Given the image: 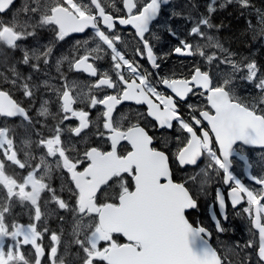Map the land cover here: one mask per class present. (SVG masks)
<instances>
[{"label": "snow or ice", "instance_id": "1", "mask_svg": "<svg viewBox=\"0 0 264 264\" xmlns=\"http://www.w3.org/2000/svg\"><path fill=\"white\" fill-rule=\"evenodd\" d=\"M168 2L121 0L122 9H116L115 0L107 4L103 0H25L6 20L3 17L11 11L15 0H0V43L9 49H21L22 63L29 65L33 73L42 72V65L50 67L55 42L64 41L73 33H85L86 29L93 31L90 40L76 41L71 58L62 56L55 60L62 81L60 86L43 81L44 88L51 89L56 96L59 110L55 116L50 111L49 100L41 101L35 116L31 115L32 108L23 106L3 86L10 84L22 89L23 96L31 101L40 91L32 75H22L15 66L9 69L10 77L0 73V118L19 117L28 134L27 139L20 140L26 149L22 160L15 130L0 126V156H3L0 188L5 190V198L0 200V264H41L46 255L43 238L49 233L48 227L40 223L46 215L41 210L43 193L49 195L50 202L58 209L73 214L72 237L83 253L81 264H231L210 244L212 232L200 223L191 222L186 214L198 206L190 186L197 183L199 176L202 189L211 174L221 177L223 183L230 186L228 195L233 207L246 199L248 207L243 211L258 230L257 264H264V187L259 192L246 187L233 171L235 157L245 162L248 159L237 147L238 142L264 149V72L255 60H237L236 53L202 30L218 31L222 27L211 22L217 6L236 4L241 10H247L253 5L251 0H222L219 4L218 0H209L207 15L200 14L197 18L190 13L185 17L192 25L187 35L207 43L202 46L199 42L181 40L173 51L204 57L206 69L195 66L188 76L154 78L138 60L129 58L118 48L117 45L123 46L124 42L116 27L117 24L132 26L140 45L134 48L135 55L159 69L157 61L162 58L156 55L150 40L158 39L152 32L153 22L160 16L162 5ZM255 12L257 24L248 21L249 27L254 34L264 37V11L256 9ZM39 29H49L53 41L37 48H22L23 42L35 37ZM105 57L111 61V75L95 65ZM65 61L70 70L96 78L87 86V92L64 76L61 68ZM238 80L252 83L258 95L239 96L235 87ZM161 86H166L173 95L159 91ZM93 89H111L114 94L105 92L98 96ZM189 94L204 96L206 106L189 104L191 111L185 117L179 104ZM125 101L146 105V111L121 114L117 120L114 113ZM78 102L86 104L89 110L77 107ZM98 106H102L103 111L93 123L90 111ZM57 116L59 119L51 126L47 137L31 139L32 134L39 135L36 129L39 118L47 122L49 117L56 119ZM70 117L77 118L78 125L62 127ZM148 118L155 123L150 124ZM174 124L186 136L182 146L171 154L172 159L179 166H198V162L206 158V165L199 173L181 182L173 179L169 151L154 147V137L149 134L153 128L172 129ZM90 125L96 128L97 135L106 137L110 147L108 150L88 147L81 156L62 135L67 131L80 136ZM44 127H48L47 123ZM121 142L130 145L131 150L120 149ZM33 143L44 150L43 155L37 157L32 153ZM8 162L26 169L27 174L9 175ZM57 171L67 176L71 185L69 192L74 197L71 204L51 186V178ZM252 179L264 186V175L252 176ZM113 188L115 195L107 196ZM13 198L29 204L32 222L22 224L11 218ZM217 200L222 215L217 217L213 212V220L216 230L225 232L227 229L221 224L228 219L225 196L218 192ZM250 232L255 237L256 233L251 229ZM117 234L126 238V242H121ZM50 239L53 242L47 253L50 264H65L64 258L58 256L61 234L51 232ZM102 241L105 242L103 247ZM254 243L250 238L243 247L252 248ZM25 246L33 249L31 260L25 254Z\"/></svg>", "mask_w": 264, "mask_h": 264}, {"label": "flooded vegetation", "instance_id": "2", "mask_svg": "<svg viewBox=\"0 0 264 264\" xmlns=\"http://www.w3.org/2000/svg\"><path fill=\"white\" fill-rule=\"evenodd\" d=\"M21 0H17L16 3L12 6L11 11L3 17V19H10L13 15L12 12L15 8L18 7ZM183 1V0H180ZM87 2V0H86ZM104 3H110L111 0H103ZM143 2V0H142ZM222 2V0H218V4ZM209 0H188L187 12L183 13L179 16H174L172 13H180L182 9L180 8L181 4L178 0H170L166 6L161 8V14L157 21L153 23L152 32L155 34L158 39H152L150 42L153 44L154 51L159 59L157 62L160 64L159 69H154L150 63L146 59H140L134 53V48L139 47V43L135 37V32L130 28L123 29L121 25L117 24L116 31L121 35L122 40L124 42L123 46L118 44V48H121L122 51H125L126 55L131 59L138 60L139 64L142 66L144 70L153 74V77H164V76H175L177 78L182 76H188L195 66H200L202 69H206V64L204 57L199 55H182L175 53L173 49L175 47L180 46L181 40H188L189 42L196 43L199 42L201 45H205L206 41L200 40L199 38H193L187 35L188 30L190 29L191 22L185 19L190 13L199 18L200 14L207 15V5ZM116 9H122L121 0H115ZM189 6H191L189 8ZM195 6V7H193ZM116 9H110L112 11H116ZM191 10V12H190ZM228 10H232L236 15V19L231 18L227 13ZM220 15V18L216 19L217 15ZM233 20L234 25L235 23H239V6L236 4H229L224 8H219L217 6V11L212 14L211 22L214 25L222 26L217 31L216 29H202L206 31L209 35L214 36L217 40H219L224 47L230 49L231 52L236 53V59L239 60V46L233 48L230 42L225 40L226 36H229L231 33V25H225L226 20ZM171 29V31H169ZM90 31L85 33L86 35L89 34ZM172 32H175L176 35H173ZM82 36H71L66 38L64 41H58L54 45L53 50V59L50 61L49 66H43V71L40 73H33V70L29 65H21L22 63V56L23 52L21 49H9L2 43H0V73L4 75L11 76L9 69L13 66L24 76L32 75L33 81L40 85V91L37 93V96L32 99L31 101L29 98L23 96L22 89L14 88L10 84L3 85L7 90L11 92L13 97L17 99L20 103H22L25 107H31L32 112L31 115L35 116V109L39 108L41 101L49 100L50 103V111L55 116L58 113L59 105L56 101V96L53 94L51 89H46L43 86V81L48 80L51 85L56 87L60 86L61 78L58 76L55 66V60L62 56H68L71 58L75 54V44L76 41H85L90 40L91 38H84L86 35ZM91 35L93 36V31H91ZM45 38H28L27 41L23 42L22 48H26L28 44L34 41V44L38 43V45H47L53 41V38H48V36H44ZM89 47H95V44H89ZM31 49V45L29 47ZM208 51H215V49H208ZM95 65L101 71H108L109 74H112V67L111 61L108 57H105L102 60L96 61ZM224 66H221V70ZM62 73L64 76H67L68 80L75 81L80 88L84 91H88V85H91L95 82L96 78L90 77L87 73L83 72H76L69 69L67 61L64 62L61 68ZM213 71H217V69L213 68ZM127 78V77H126ZM115 79V76H113ZM236 91L239 95V80L237 81ZM159 91L163 92L166 95H173L170 89H167L166 86H161ZM93 92L101 96L105 92L107 94H114L111 89H93ZM75 94V93H74ZM242 97V96H241ZM193 105L195 107H205L206 106V99L204 96L201 95H192L189 94L186 100L181 101L179 106L181 108L182 114L187 117L188 113L191 109L188 108V105ZM77 107H84L85 110H89L86 104H81L78 102ZM103 111L102 106H98L96 109H92L90 111V119L95 123L97 121L99 113ZM145 112L146 107H138L134 103L123 104L117 107L116 112L114 113V118L119 120L121 114H134L135 112ZM40 123L36 124V129L39 135L32 134L31 139L33 141L38 140L41 136L47 137L50 131L45 130L47 127H44L45 123L55 124L59 117L57 116L56 119L49 117L47 122L44 118H39ZM149 123H154L152 120L148 118ZM78 119L75 117H70L69 120L65 121L62 127L69 128V127H76L78 125ZM0 126H7L15 130L17 135V149L20 151L21 155L20 158L23 160V152L26 150L24 146L20 143V140L27 139L28 134L25 133L23 126L21 125V119L17 118H8L3 119L0 118ZM207 126V125H205ZM103 131V129H100ZM149 134L154 137V147H157L160 150L169 151L170 155V164L173 170V179L176 182H181L187 180L189 176L195 175V170L190 168H181L172 159L171 154L175 153L179 148V139H185L186 133H184L178 125L174 124V127L168 131L167 129L160 130L159 127L153 128L149 131ZM69 139L71 144L78 149L79 155H83V152L88 147H102L104 150H108L110 144L108 140L105 138H101L99 135L96 134V128L91 126L89 129L84 130L80 134V136H76L74 133L64 132L62 135V139ZM179 138V139H177ZM242 155L246 156L248 159L247 161H242L240 157H235L233 159V171L235 175H239V179H241L242 183L245 184L246 187L259 192L262 187L256 182L253 184L250 183L246 178V170L250 177L252 176H261L264 175V168L263 166V159H264V151H261L257 148H249L244 145L239 144L237 146ZM120 149L123 151H130V146L123 142L120 145ZM32 153L39 157L43 155L44 150L38 148L35 143L31 145ZM0 159H3V156H0ZM52 158H49L51 160ZM251 167H248V165ZM6 171L9 175L20 177L27 174L26 169H20L17 165L12 164L11 162L6 163ZM210 181H213L214 185L211 188L210 194L209 192H204L200 188H195V185H187L190 186L191 191H193L194 196L197 199L198 206L195 210L188 213L189 219L193 223H202L201 217L203 215V209L206 208V205H213L215 204L216 207V189L218 187L222 188L224 193L227 194L228 189L225 188L224 183L221 177L215 176L211 174ZM131 184V181H130ZM51 186L57 190V195L61 196L66 202L72 203L74 197L69 192V185L67 176L61 175L60 172H54L51 178ZM63 189V190H61ZM198 190V191H195ZM5 190L0 188V200L5 198L4 196ZM208 194V195H207ZM107 196H114L115 195V188L109 189ZM227 214L228 219L224 222L221 221L222 226L227 229L225 232H218L215 226L211 223L210 219L207 222L209 230L212 232V245L214 248L217 249L218 252L221 253L222 258L227 260L226 256V240L228 239V232L234 234V232H239V247L243 246L247 243V241L251 238L255 241L252 248H244V252L239 255V260H237L238 264H257L259 261V257L256 254V248L258 246V236L257 233L255 237L252 236L250 229L253 231L251 226V218L248 216L246 212L243 211L246 206H240L238 209H233L229 202H227ZM41 210L45 212L46 215L42 217V221L40 222L44 226H47L49 229V233H45L43 238V244L46 249V255L41 259V264H50L48 260V250L49 246L53 243L50 239L51 232H57V234H61V245L58 250V256H62L65 260V264H73L71 258L69 257V251L72 249L77 250L78 246L73 243L72 237V227H73V214L67 212L66 210L58 209V207L50 202V197L47 193H43L41 197ZM217 216L219 215L216 209ZM32 211L30 210V206L27 202H19L16 198H13L12 209H11V218L14 219L18 223L28 224L32 222L30 220V216L32 215ZM60 217L64 219L61 220ZM70 221V222H69ZM70 227V230H69ZM117 238L121 242H125L124 239L117 235ZM105 243V242H104ZM24 251L26 256L31 260L33 256V249L31 246H25ZM251 257V259H248ZM77 260V259H76ZM70 261V263L68 262Z\"/></svg>", "mask_w": 264, "mask_h": 264}, {"label": "trees", "instance_id": "3", "mask_svg": "<svg viewBox=\"0 0 264 264\" xmlns=\"http://www.w3.org/2000/svg\"><path fill=\"white\" fill-rule=\"evenodd\" d=\"M251 3L253 5L251 9L241 10L239 7V23L231 25L234 23L233 20H226L225 25H228V27L231 25V33L226 36L225 40L230 42L231 44L228 45H232L233 48L239 46V55L250 56L264 72V37L254 34L248 24V21H251L252 25L257 24L258 17L255 10L264 11V0H251ZM227 12L231 18L236 19V15L232 10ZM218 18H220L219 14L216 19Z\"/></svg>", "mask_w": 264, "mask_h": 264}, {"label": "rangeland", "instance_id": "4", "mask_svg": "<svg viewBox=\"0 0 264 264\" xmlns=\"http://www.w3.org/2000/svg\"><path fill=\"white\" fill-rule=\"evenodd\" d=\"M178 1L180 2V4H181L180 8L182 9V11L180 13H182V12L183 13H186L187 12V9H188V6H187L188 1L187 0H183V1L178 0ZM23 3H25V1ZM190 7L191 6H189V8ZM18 10L14 11L13 14H15ZM190 12H191V10H190ZM21 19H23V17H21ZM42 30L48 31L49 29H42ZM44 35H45V32H41V33H38L37 32V35L35 37H29V38H43ZM91 37H92V35L91 34H88L84 38H91ZM30 45H31V49L32 48H37L38 46H40V45H38V43L34 44V41H33V42H31V44H28V46L26 48H29ZM244 59H242V60H244ZM247 60H250V59L247 58ZM21 65H23V63H21ZM239 86L243 88V89L242 88L241 89L239 88V96L248 97V96H256V95H258L257 90L254 88V85L252 83L239 80ZM47 125H48V127L45 130L50 131V128H51V126L53 124L47 123ZM179 140L180 141H179V146L178 147H181L182 146L181 142L184 139L180 138ZM205 165H206V163L202 167H200L199 169H197L198 171L196 170L197 172H195V175L197 173H199L200 170L205 167ZM262 168H264V159H263V166H262ZM236 176H237V178H239V175H236ZM199 181H200V177L197 176V183H196V187H195L196 189L197 188H200L201 189V187L199 185ZM211 185L212 184H211V181L209 179L208 180V183L203 186L202 190L204 192H209L208 194H210V192H211L210 191L211 190V188H210ZM69 230H70V227H69ZM237 238L238 237L235 234V235H230L229 238L226 240V256L228 257V261H231V264H238L237 260H239V255H241L242 252H244V247L243 246H241L242 247V251L240 250V252H239V250H238L236 252V250L238 249V246L237 245H239V243H238L239 238L238 239ZM77 248H79V247H77ZM68 254H69V257L71 258V261L73 262V264H81V257L83 256V253L79 249H78V251L72 249L71 251H69ZM68 262L70 263V261H68Z\"/></svg>", "mask_w": 264, "mask_h": 264}, {"label": "water", "instance_id": "5", "mask_svg": "<svg viewBox=\"0 0 264 264\" xmlns=\"http://www.w3.org/2000/svg\"><path fill=\"white\" fill-rule=\"evenodd\" d=\"M126 26H127V25H126ZM128 26H130V25H128ZM130 27H132V26H130ZM132 28H133V27H132ZM85 31H86V30H85ZM74 34H76V35H80V34H83V33H73V34H71V35H74ZM125 102H132V101H125ZM145 106H146V105H145ZM169 130H170V129H169ZM238 143H239V142H238ZM249 146H251V145H249ZM254 147L260 148L259 146H254ZM202 160H203V159H202ZM202 160L199 161L198 164L201 163ZM185 166H190V165H185ZM185 166H183V167H185ZM192 167H195V166H192ZM247 177H248V176H247ZM248 179H249V178H248ZM225 185H226L227 187H229V185H227V184H225ZM218 192L221 193V194H223L222 191H221L220 189L218 190ZM218 192H217V193H218ZM229 192H230V190L228 191V194H229ZM223 195H224V194H223ZM224 196H225V195H224ZM225 198H226V197H225ZM228 198H229V201H230V204H231V197H230L229 195H228ZM225 202H226V201H225ZM217 203H218V208H219V202H218V200H217ZM242 203H244V201H242L241 204H242ZM241 204H239V205H241ZM231 205H232V204H231ZM239 205H236L235 207L232 206V207H233L234 209H236ZM188 211H190V210H188ZM219 211H220V213H221V215H222V212H221L220 208H219ZM210 212H211V213H210V214H211V218H212V220H213V208H211ZM213 221H214V220H213ZM256 231L258 232V230H256ZM124 239L126 240V238H124ZM209 242H210V240H209ZM210 244H211V243H210Z\"/></svg>", "mask_w": 264, "mask_h": 264}]
</instances>
